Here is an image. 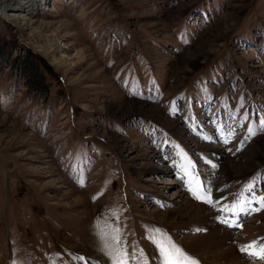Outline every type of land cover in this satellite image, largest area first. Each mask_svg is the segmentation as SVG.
<instances>
[{
	"label": "rangeland",
	"instance_id": "1",
	"mask_svg": "<svg viewBox=\"0 0 264 264\" xmlns=\"http://www.w3.org/2000/svg\"><path fill=\"white\" fill-rule=\"evenodd\" d=\"M24 16L0 14V264H110L100 232L117 228L148 264L153 228L219 264L212 226L264 264L240 251L264 241V210L221 211L264 196V0H47ZM230 159L244 166L222 174ZM188 160L217 205L189 192Z\"/></svg>",
	"mask_w": 264,
	"mask_h": 264
},
{
	"label": "snow or ice",
	"instance_id": "2",
	"mask_svg": "<svg viewBox=\"0 0 264 264\" xmlns=\"http://www.w3.org/2000/svg\"><path fill=\"white\" fill-rule=\"evenodd\" d=\"M260 123L261 127L264 128V120ZM248 131L250 135L256 134L251 126H249ZM232 134L231 131L227 133L228 136H231ZM224 142L227 143L228 139L226 138ZM213 167H215V165H213ZM193 168V162L188 160L187 167H181L178 170L182 173V178L186 179L189 192L195 199L203 203L217 205L219 201L213 198V189L203 185L199 177L192 171ZM78 182L83 186V179H80ZM253 198L256 203L259 204V207H245V201L234 200L230 205H225L221 211L231 212L235 215L237 213H250L253 211L258 212L264 210V196H254ZM251 203L252 200L247 201V204L251 205ZM217 218L220 219L219 217ZM221 222L226 225L229 223L227 219H223ZM233 223H235V220H233ZM113 233L114 234L110 236L104 230H101L100 232V238L102 241L101 250L109 257L110 264H148V259L145 257L143 249L137 251V246L133 244L131 245L132 251L129 252V246L123 242L120 230L118 228L114 229ZM148 239L153 243L157 250L159 264H199V261L195 257H192L187 253L182 246L176 244L172 237L162 229L153 228ZM240 251L254 259H264V241L259 244L257 241H251L246 245H241ZM13 264H16V262L13 261Z\"/></svg>",
	"mask_w": 264,
	"mask_h": 264
},
{
	"label": "bare ground",
	"instance_id": "3",
	"mask_svg": "<svg viewBox=\"0 0 264 264\" xmlns=\"http://www.w3.org/2000/svg\"><path fill=\"white\" fill-rule=\"evenodd\" d=\"M47 0H14L13 2H9V0H0V14L1 12L4 13L7 18L12 21L13 23H20L22 19H24L25 11H28L29 9H36L41 6ZM60 46L57 42H51L48 45V48L44 50L46 53L47 51H51L53 49H58ZM262 148V147H261ZM258 153L256 150L253 151V154L248 157L247 160H253V157ZM246 160V161H247ZM237 164L239 167H243L244 163L239 161L234 162L233 160H229L228 163L224 162L221 168V173L225 175H230L231 168L235 167ZM232 174V173H231ZM194 208L196 209V213L200 211L203 205L193 203ZM220 229L216 226H212L210 228V234L212 235L210 237L211 243L213 244H221L222 246L219 248V251H215L213 253V256L215 259H221L223 262H220L219 264H248L245 259H240V254L237 251V248L235 245L232 244H222L226 239L229 237L228 232H223L222 234H217V232ZM210 252V251H209ZM213 252V251H212ZM207 257H209L207 255ZM218 263V262H217Z\"/></svg>",
	"mask_w": 264,
	"mask_h": 264
},
{
	"label": "trees",
	"instance_id": "4",
	"mask_svg": "<svg viewBox=\"0 0 264 264\" xmlns=\"http://www.w3.org/2000/svg\"><path fill=\"white\" fill-rule=\"evenodd\" d=\"M23 65L25 66L23 67L26 68L25 74H26L28 82H30L31 84H34V87L36 90L45 92L46 87L43 82L42 75L40 71L38 70L37 65L33 63L31 60H28L27 58H24Z\"/></svg>",
	"mask_w": 264,
	"mask_h": 264
}]
</instances>
